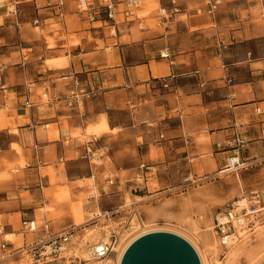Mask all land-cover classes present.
<instances>
[{"label":"crops","instance_id":"obj_1","mask_svg":"<svg viewBox=\"0 0 264 264\" xmlns=\"http://www.w3.org/2000/svg\"><path fill=\"white\" fill-rule=\"evenodd\" d=\"M214 1L143 0L135 13L149 14L118 15L116 34L86 21L78 0H64L63 10L57 0L0 2V226L24 235L6 250L0 237V264L23 263L31 234L16 228L24 221L41 220L52 234L75 226L80 180L103 193L105 176H115V207L124 209L129 194L160 196L150 180L194 167L202 152L214 154L204 170L224 169L235 137L246 142L244 160L264 157V116L255 112L264 109V0H219L210 12ZM173 2L181 12L164 20L160 9ZM165 51L170 59L160 58ZM100 125L108 129L88 132ZM141 174L139 196L129 184Z\"/></svg>","mask_w":264,"mask_h":264},{"label":"rangeland","instance_id":"obj_2","mask_svg":"<svg viewBox=\"0 0 264 264\" xmlns=\"http://www.w3.org/2000/svg\"><path fill=\"white\" fill-rule=\"evenodd\" d=\"M11 11H17L14 5L10 6ZM148 14V11L139 12L137 16L145 17ZM120 20H123V18ZM112 31L113 29H111ZM42 96L43 100L46 101L43 92ZM204 141L205 138L200 137L198 139L199 145H202ZM243 150L244 147L241 149L244 166L237 171L221 173L223 170H204L205 163L203 161L212 160L214 154L209 155L206 152H202L200 154V163H195L194 167H180L160 173L161 180H150V184L156 183L159 189L156 190L155 195H161L138 202L139 199L132 200L131 194H129L126 205L132 204L131 207L122 209L124 212L115 215L112 222H107L104 218L96 220L94 217L101 210L113 211L119 208L115 207L114 199V189H116L117 185L110 186L108 184L109 179L116 181V177L105 176L103 193L100 192L94 180L78 181L75 188L79 191L81 190V192L74 197L71 204L73 211L80 207L84 209L83 223L76 224L74 220V224L81 229L79 233L83 232V235L81 234L82 237H79V242L82 241L87 232L89 234L95 229L102 236H105L106 233L102 230L104 227H109L110 234L112 230H115L120 240L121 235L132 227V220L134 219L137 223L155 225L157 230L155 232H171L183 237L192 246L195 244L204 253L209 264H264V211L258 215V218L256 216L257 220L255 219V225L250 228L251 230L244 229V236L239 234L238 242L231 248L229 246L223 248L220 245L219 237L214 229V218L216 215L236 206L235 204L240 198L246 199L251 206L256 201L254 199L255 195L264 196V157L256 163H253V160L246 161L244 160ZM21 165L24 166L23 164ZM98 165H100V162H98ZM190 175L194 176V179L198 178L201 181L195 184H184L183 181ZM139 180L145 182L143 174L136 176V180L131 184H136ZM125 181L126 178H123L121 183L124 187H126ZM82 185L86 186L83 190L79 188ZM133 192L139 196L144 194L139 189ZM89 194H95L98 199L96 201H88L87 197ZM135 202L138 203L135 204ZM91 207L92 210L89 211ZM132 212L137 214V219L128 215ZM37 225H42V221L38 220ZM21 227H17L16 230L18 231ZM23 238L24 235H20L11 240L7 239V241L17 242V246L20 247L22 246ZM28 238L30 240L28 244L36 241H33L34 237L32 234ZM23 255L22 264H33L29 256L24 253ZM106 259L114 261V253ZM48 264L69 263L59 261Z\"/></svg>","mask_w":264,"mask_h":264},{"label":"built area","instance_id":"obj_3","mask_svg":"<svg viewBox=\"0 0 264 264\" xmlns=\"http://www.w3.org/2000/svg\"><path fill=\"white\" fill-rule=\"evenodd\" d=\"M119 4L124 5V9L122 11L117 10V6ZM220 4V1H214L210 4V12H213L217 6ZM59 10H63L65 7L64 0H57L55 4ZM143 6V0H99L96 4L92 0H78L77 2V11L78 13L88 22L94 23L97 21L105 22L108 26L113 29L112 33L116 34V27L119 24L118 15L123 14V22L129 19V22H133L135 20H140V17L135 13ZM181 12V7L178 6L175 2H173L172 9L168 10L167 8L160 9V16L166 20L174 15H177ZM143 27H140V29ZM142 30V29H141ZM160 58L162 59H170V54L165 51L160 54ZM199 74L196 73V76ZM229 85L233 84L232 79L227 80ZM164 88H173L174 86L167 80H163ZM204 87V84L202 85ZM47 89V87H45ZM72 95L74 93L72 92ZM44 97L46 94L44 93ZM73 106V104H71ZM255 112L258 116H264V109L260 107H256ZM246 142L239 138L235 137L232 139V143L230 144L231 148L235 150V154L233 157L229 158L226 163V167L222 169L223 172L226 171H237L240 170L244 163L242 161L241 149L244 147ZM86 158L90 163L96 161V156L94 155L91 148L86 149ZM91 155V156H90ZM95 158V159H94ZM141 169L143 171H150L151 168L148 165H142ZM198 178L194 179V176L190 175L187 177L183 183L184 184H195L200 182ZM108 184L110 186L115 185V181L112 179L108 180ZM86 186H79L80 189H84ZM98 197L95 194H89L87 197L88 201H96ZM254 199L256 200L253 204H251L250 208H242L239 206H234L225 212L219 213L214 218V229L216 230V234L219 237L220 245L223 248H227L234 240L239 237V231L244 229L252 228L255 225L256 216L264 211V196L259 194L255 195ZM127 208V206L125 207ZM124 210V209H123ZM122 209H117L113 211H100L94 219L100 220L104 218L107 222H112L115 215L123 213ZM131 216H136L133 212L128 214ZM257 220V219H256ZM22 231L28 234H35L40 231L43 232V237L32 242L31 244H27L20 249L21 253L29 256L33 262V264H48L50 262H59L65 261L69 264H88V262L81 257L76 256L75 254H69L72 252V249L76 246L74 242H72V236L77 235L81 229L79 226H73L68 228L62 232L52 234L50 232V227L47 224H43L38 226L36 221H24L22 223ZM0 237L4 238V241L1 245L2 250H6L8 247L7 237L8 234L5 230L0 226ZM119 241L118 233L115 230H112L109 240L103 241L101 240L94 248L93 258L96 260H104L112 253H114V249ZM68 254V255H67ZM67 255V256H64Z\"/></svg>","mask_w":264,"mask_h":264},{"label":"bare ground","instance_id":"obj_4","mask_svg":"<svg viewBox=\"0 0 264 264\" xmlns=\"http://www.w3.org/2000/svg\"><path fill=\"white\" fill-rule=\"evenodd\" d=\"M1 1H5V0H0V2ZM107 129L108 128L106 125H100L97 127H91L88 132L99 135L102 131L107 130ZM226 172H228V171H226ZM144 187H146V185H145V182L142 180H139L136 184H129V189H135V188L139 189V188H144ZM149 188L151 191H156L159 189L158 186L156 185V183L150 184ZM68 196H69L68 194H65V197H68ZM140 201H143V199H139L138 202H140ZM131 205L132 204H127L126 206L131 207ZM235 205L241 207L240 209H242V208L249 209L250 208V204L247 203V200L244 198H240L239 201H237ZM74 216H75L76 224L83 223L82 218L85 216L84 215V209L81 207L76 209L74 211ZM133 218L137 219L138 218L137 214H136V216H133ZM102 230L105 231V233H106L105 236H102V234H100V232H98L97 229H95V230L89 232V234L87 232V234L84 235L81 242H79V237L81 236V234L83 232H81L77 235H73L72 236V242H74L76 244V246L72 249V252H70L69 254L73 253L76 256L81 257L82 259L86 260L88 262V264H121V261L123 259L125 252L127 251V249L130 247V245L135 240H137L138 238H140L141 236H143L145 234H150V233L157 231L155 228V225L146 224V223H137L133 219L132 220V227L121 235L120 240L118 241V243L114 249L115 259H114V261H112L110 259L96 260L93 258L94 257L93 256L94 248H96L95 246L98 244V242H100L101 240L107 241V240H109V237H110L109 227H104ZM239 234L241 236H244L245 232H243V230H240ZM13 238H14V235H12V234H9L7 237V239H10V240ZM237 239L234 240L229 245L230 248L238 242ZM193 246L195 247L196 251L198 252L202 264H209L207 262L205 256H204V253L195 244H193ZM77 252H78V254H77ZM67 255H64V256H67Z\"/></svg>","mask_w":264,"mask_h":264},{"label":"water","instance_id":"obj_5","mask_svg":"<svg viewBox=\"0 0 264 264\" xmlns=\"http://www.w3.org/2000/svg\"><path fill=\"white\" fill-rule=\"evenodd\" d=\"M121 264H202L194 247L171 232H153L135 240Z\"/></svg>","mask_w":264,"mask_h":264}]
</instances>
